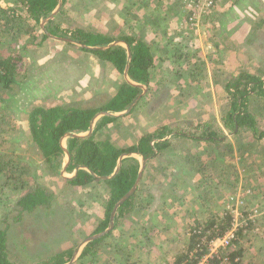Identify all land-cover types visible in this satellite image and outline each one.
<instances>
[{"label":"rangeland","instance_id":"obj_1","mask_svg":"<svg viewBox=\"0 0 264 264\" xmlns=\"http://www.w3.org/2000/svg\"><path fill=\"white\" fill-rule=\"evenodd\" d=\"M182 1H68L66 15L59 17L65 26L85 27L111 37L135 36L154 55L152 81L139 104L131 114L103 128L99 138H109L124 148L163 125L208 118L221 123L220 109L227 101L224 85L230 77L241 70L264 77V0H216L213 10L194 27L185 24ZM15 2L0 0V7ZM11 25L0 12V57L21 55L16 64L18 81L8 101L0 103V131L12 128L8 135L1 133L6 143L0 142V153L18 155L19 161L13 164L16 175H36L55 193L50 209L12 222L11 252L17 260L31 264L73 245L76 250L96 234L106 218L107 187L97 181L88 188L68 185L60 175L65 154L62 164L54 162L56 171L49 170L30 137V110L37 105L100 108L125 77L109 62L64 41L48 38L41 42L40 23L28 33ZM257 99L254 104L260 105ZM259 108L254 113L264 129V103ZM227 137L229 144L218 145L172 134L169 146L147 161L133 216L116 222L113 232L94 246L83 264H104L113 255L123 254L140 264L149 251L157 257L160 243L171 246L169 264H174L191 246L188 232L201 223L208 225L212 218L227 217L229 197L247 190L251 191L247 209H259V217L240 231L231 251H240L241 264H264V138L257 139L251 131L227 132ZM4 175L0 173V178L5 179ZM144 234L152 241L149 247ZM111 248L112 256L107 254ZM78 262L79 257L73 264Z\"/></svg>","mask_w":264,"mask_h":264},{"label":"trees","instance_id":"obj_2","mask_svg":"<svg viewBox=\"0 0 264 264\" xmlns=\"http://www.w3.org/2000/svg\"><path fill=\"white\" fill-rule=\"evenodd\" d=\"M68 1L63 0V6L58 15L46 22L45 28L50 33L74 39L91 47L108 46L106 48L89 49L66 42L109 62L122 73L128 60L127 47L125 46L127 44L132 51L128 71L132 82L147 85L152 81L151 71L154 65V55L151 47L146 42L138 37L126 34L111 37L100 31L85 27L65 26L59 21V17L66 15L65 10ZM15 3L14 6L0 7V12L12 24L11 29L17 28V30L28 33L32 30L34 24L39 25L43 19L47 18L56 9L58 0H16ZM186 10L190 13L193 12V10L186 9L182 1V11L186 12ZM205 16L202 17V20ZM48 38L50 37L41 31V42ZM114 41L120 43L109 46ZM20 59V54L0 57V103L2 104L8 101V97L11 96L9 91L14 88L13 85L18 81L19 72L16 64ZM142 90V88L133 86L124 80L115 94L100 108L63 105L49 107L37 105L33 107L28 115L30 137L41 151L49 170L56 171L54 162L60 161L62 164L61 155H64V148L61 139L66 133H86L90 128L93 117L98 112L116 113L125 111L133 100L142 93ZM224 92L227 101L220 109L222 114L221 123L216 118H208L198 121V123L177 122L163 125L142 135L132 145L123 148L117 146L109 138L98 137V133L103 128L119 122L125 116L106 115L95 123L93 132L89 136L67 138L66 148L71 155L67 172L74 174L78 166H84L87 169L82 168L75 177L65 180L66 183L75 188H88L90 184L97 181L107 187V200L103 206L106 218L103 219L101 227L95 233L108 227L114 205L133 187L139 172V160L137 157L129 156L123 159L122 167L115 176L109 179L99 178L114 173L121 154L138 153L149 161L157 152L160 153L169 146L172 134L198 141L205 139L218 145L229 144L227 132L238 135L239 133L251 131L257 139L264 138V129L260 127L261 118L254 113V110L256 108L260 109L259 107L264 103V77L255 71L241 70L239 73H234L225 83ZM3 94L5 95L3 96ZM255 98H258L257 100L261 99L260 105L254 104ZM135 107L129 114L133 112ZM6 109L10 108L6 107ZM10 129L12 130L11 127ZM10 129L5 128L4 131H0V142L6 143L1 133L8 135ZM19 158L18 155L11 154L8 151L0 153V173L5 174L4 180L0 178V264H25L17 260L10 249L9 234L12 222H21L30 214L48 210L55 202V193L42 182L36 180V175L31 178L24 174L16 175L17 172L13 164L15 161L18 162ZM137 200L138 194L136 191L120 206L116 221L119 217L133 211L136 208ZM231 219L232 216L229 212L225 218H212L208 221L206 229L218 225L219 230L214 234H223ZM112 232L110 231L104 237L89 242L82 250L78 264H83L90 257L89 254L92 253L94 246ZM190 240L191 246H189L183 257L179 258L174 264H182L184 261H188V264H195L198 261V257H190V253L197 243V235H192ZM74 251L75 246L73 245L31 264H64L72 258ZM96 254L95 251L91 255V261L95 260ZM238 254H240V251H235L232 256L237 257ZM235 264H241V262Z\"/></svg>","mask_w":264,"mask_h":264},{"label":"built area","instance_id":"obj_3","mask_svg":"<svg viewBox=\"0 0 264 264\" xmlns=\"http://www.w3.org/2000/svg\"><path fill=\"white\" fill-rule=\"evenodd\" d=\"M186 9L193 10L190 13L186 10L185 24L188 27L199 26L204 15L210 13L216 4V0H183ZM247 194L250 190L233 194L228 200V212L232 219L223 234L218 232L219 227L215 225L206 229L201 223L188 236L197 235V243L190 253L191 258L198 257L195 264H235L240 262L239 257H233L231 248L238 240L240 231L252 223L257 222L259 209L249 211L247 209ZM182 264H188L184 261Z\"/></svg>","mask_w":264,"mask_h":264},{"label":"water","instance_id":"obj_4","mask_svg":"<svg viewBox=\"0 0 264 264\" xmlns=\"http://www.w3.org/2000/svg\"><path fill=\"white\" fill-rule=\"evenodd\" d=\"M63 6V0H58V5L56 7V9L45 19H43L41 22H40V25L43 29V31L52 39L54 40H58V41H64V42H69V43H73V44H76L80 47H84V48H89V49H98V48H106L108 46H103V47H91V46H87L85 44H82L74 39H71V38H67V37H60V36H56L52 33H50L46 28H45V24L47 21H49L50 19L54 18L57 16L58 12L60 11V9L62 8ZM120 43L119 41H114L112 44H110L109 46L111 45H116ZM125 46L127 47V52H128V60H127V65H126V68L123 72L124 74V77H125V80L132 84L133 86H138L140 88L143 89L142 93L137 96L133 102L129 105V107L125 110V111H121V112H116V113H112V112H107V111H101V112H98L92 119L91 121V124H90V128L89 130L86 132V133H80V134H77V133H66L65 136L61 139V144L64 148V154L66 156V161L62 167V170H61V173L60 175L65 179V180H69V179H72L73 177H75L82 168H85L87 169L86 167L84 166H78L76 168V171L75 173L72 175V176H68L66 175L67 173V167H68V164L70 162V159H71V155L68 151V149L66 148V146L64 145V140H66L67 138L69 137H80V138H84V137H87L89 136L92 132H93V129H94V126H95V123H96V119L97 117H102V116H114V117H119V116H124V115H127L129 114L132 109L135 107V105L139 102V100L141 99L142 95L145 93L146 91V84H138V83H135V82H132V80L130 79L129 77V74H128V71H129V67H130V61L132 59V51L130 49V47L125 44ZM129 156H133V157H140L141 159V163H140V168H139V172H138V175H137V178H136V181L133 185V187L123 196L121 197L118 202L114 205L113 207V210L111 212V215H110V220H109V224H108V227L101 231V232H98L94 235H91L89 236L88 238H86L84 241H82L80 243V245H78L77 249L74 251L73 253V256L72 258L64 263V264H73L75 263V261L78 259L79 255H80V252H81V249L83 246L87 245L89 242L91 241H94L96 239H99L101 237H103L104 235H106L107 233H109L110 231H112L114 229V226H115V223H116V216H117V212H118V209L120 208V206L126 201L128 200L138 189V186L140 184V181L142 179V176L144 174V171H145V168L147 166V160L144 158L143 155L141 154H138V153H123L120 155L119 159H118V164H117V167L114 171L113 174L109 175V176H101L99 178L103 179V178H112L113 176H115L121 169L122 167V162H123V159L126 158V157H129Z\"/></svg>","mask_w":264,"mask_h":264},{"label":"crops","instance_id":"obj_5","mask_svg":"<svg viewBox=\"0 0 264 264\" xmlns=\"http://www.w3.org/2000/svg\"><path fill=\"white\" fill-rule=\"evenodd\" d=\"M134 210H136V208L134 209ZM133 210V211H134ZM133 211H131L130 213H128L127 215H128V217L130 216H133L132 214H134V212ZM127 215H124V216H122V217H119V219L116 221L117 223L120 221V220H122V219H124V218H126V216ZM130 219V218H129ZM147 226V225H146ZM118 229H119V227H118ZM117 230V229H116ZM142 231L143 230H145V228H143V229H141ZM174 230V228L173 227H171L170 228V230L169 231H173ZM162 231H166V230H162ZM147 238H146V245H148V247H149V244H151L152 245V241H149V238H148V234H144ZM132 236V235H131ZM167 237H168V239H169V241H172V240H170V238H169V236L167 235ZM145 245V246H146ZM117 247L119 246L118 245V243H117V245H116ZM157 248H156V250H157V257H154V255H153V252H151V251H149L146 255H145V260L143 261H140L141 263L140 264H145L146 262H148V263H152V264H169V263H171L172 262V255H170V253H169V251H168V249L171 247H168V246H165L164 245V243L162 244V243H160V245L159 246H156ZM187 248H189V247H187ZM114 250V248H111L109 251H108V255H110V256H112L113 255V251ZM152 251H154L155 252V250H152ZM159 252H161V253H159ZM150 255V256H149ZM113 258L111 259H108V261H105L104 262V264H112L113 262H115L116 264H127V262H129V264H133V263H135L136 261H138V260H132V261H128L129 260V257H128V254L127 255H122L121 257L120 256H118V255H113L112 256ZM149 259H151V261H149ZM114 260V261H113Z\"/></svg>","mask_w":264,"mask_h":264}]
</instances>
